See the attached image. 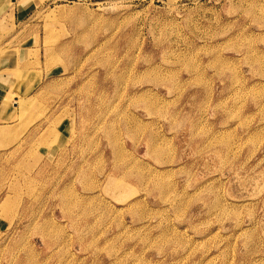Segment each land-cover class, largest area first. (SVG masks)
<instances>
[{
    "label": "rangeland",
    "instance_id": "rangeland-1",
    "mask_svg": "<svg viewBox=\"0 0 264 264\" xmlns=\"http://www.w3.org/2000/svg\"><path fill=\"white\" fill-rule=\"evenodd\" d=\"M0 264H264V0H0Z\"/></svg>",
    "mask_w": 264,
    "mask_h": 264
},
{
    "label": "bare ground",
    "instance_id": "bare-ground-1",
    "mask_svg": "<svg viewBox=\"0 0 264 264\" xmlns=\"http://www.w3.org/2000/svg\"><path fill=\"white\" fill-rule=\"evenodd\" d=\"M17 72H18V71H17ZM15 73H16V72H15ZM20 101H21V102H24V103L26 102V101H25V98H24V101H23V100H20ZM116 158H117V157H116Z\"/></svg>",
    "mask_w": 264,
    "mask_h": 264
}]
</instances>
